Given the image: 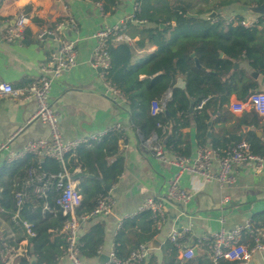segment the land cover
Listing matches in <instances>:
<instances>
[{"label": "trees", "instance_id": "1", "mask_svg": "<svg viewBox=\"0 0 264 264\" xmlns=\"http://www.w3.org/2000/svg\"><path fill=\"white\" fill-rule=\"evenodd\" d=\"M1 1V0H0ZM101 4L103 12H113L116 0H95ZM249 6H260L264 0H236ZM232 0H218L216 7ZM138 10L134 11L133 25L139 34L136 47L157 43L158 50L141 58L132 45L110 41L108 52L110 66L105 79L116 87L127 100L128 114L133 128L142 139L152 136L162 140L164 151L189 154V146L182 134V128L192 119L197 137L208 139L209 113L207 108H220L228 103L234 94L238 100H245L250 91L255 90L256 81L252 73L239 64L246 61L252 71L264 74V14L251 27L238 25L241 16L213 18L201 16L200 10L192 11L188 3L176 0H138ZM194 12L196 16H188ZM134 22L128 21L126 29ZM151 23L152 26H146ZM197 62V63H196ZM235 64L237 66H235ZM143 74V78L139 76ZM180 78L184 86H175ZM170 92V96L165 95ZM204 104L197 108L203 98ZM190 100L193 107L188 112ZM163 103L161 113H151V102ZM247 123L245 117L241 119ZM122 132L109 130L97 141L84 143L63 158V166L58 161L46 158L38 162L32 155L20 160L4 161L0 166V219L14 232V240L0 232V258L11 245H16L23 236L22 221L31 224L33 236L27 237L29 264H58L66 253V239L60 229L68 217L60 212L43 210L46 203L53 206L54 193L40 198L25 185L26 173L30 167L57 172L62 168L68 174L81 171L92 177L80 181L76 188L81 194L77 215L88 214L96 204L99 195L109 193V188L117 181L123 170V157L118 150ZM241 139L246 140L253 153L264 154V143L257 139L253 131L232 137L223 142L210 137L211 146L223 149L226 145ZM199 143H203L201 140ZM220 143V144H218ZM43 163V164H42ZM102 181V183L100 182ZM24 193L21 204L16 205L15 193ZM18 209L19 219L15 223L13 214ZM250 219L264 226V212ZM151 213L144 211L124 218L113 238V251L119 258H125L141 243H149L158 233ZM104 225L95 222L78 237L82 257L98 255L103 244ZM160 262L150 253L140 263L132 264H188V260L177 258L178 248L166 241L162 246ZM24 258H16L12 264H25ZM223 261L221 264H227Z\"/></svg>", "mask_w": 264, "mask_h": 264}, {"label": "crops", "instance_id": "2", "mask_svg": "<svg viewBox=\"0 0 264 264\" xmlns=\"http://www.w3.org/2000/svg\"><path fill=\"white\" fill-rule=\"evenodd\" d=\"M137 1L116 0L113 12H102L95 0H1L0 33L7 22L11 23L20 16L25 19L26 25L22 40L4 42L0 39V81L15 87L32 82L38 75L39 63L56 47V42L51 38L37 41L34 36L36 30L39 27L53 26L62 17L70 15L75 26L64 27L61 33L74 39L77 62L53 81L48 95L50 105L58 114L59 131L65 139L93 133H103V136L115 125H118L119 131L122 132L118 150L123 157V170L109 188V194L114 201L112 210L108 215L90 216L79 222L78 237L95 222H102L104 225V239L98 255L82 257V263L100 264L99 255H108L113 248L118 224L133 213L146 197H153L162 200L164 221L154 237L158 246L152 248L151 241L147 243L151 248L150 253L160 262L163 257L162 246L168 241L170 231L186 227L187 231L181 239V249L187 246L194 248L193 257L186 259L188 264H211L207 249L197 242L198 238L216 232L221 227L231 228L264 212V168L256 172L252 165L243 163L235 167V181L228 186L220 185L216 181H204L199 175L185 171L179 175V184L191 193L190 200L182 204L164 199L168 181L176 174L177 168L153 156L147 141L141 138L130 122L127 100L114 99L112 94L106 91L105 79L100 71L90 64L95 46L94 32L104 23H114L131 13ZM176 1L188 3L192 11L200 10L201 16L215 12V15L227 19L241 16L244 20L257 21L261 15L257 6L245 5L236 0L219 7H216L218 0ZM134 24L135 22L126 29L128 40L113 42L132 45L141 58L155 53L159 48L157 43L136 47L139 34ZM146 26L152 24L146 23ZM239 65L248 72H253L246 61ZM143 76L141 74L139 78ZM252 77L257 83L255 90L264 91V74H252ZM235 100L238 98L231 94L228 103L222 107L207 108L210 124L208 139L204 141L197 137L195 125L189 118L187 126L182 128L183 137L189 146L187 156L195 155L200 140L211 145L210 137L221 143L247 131H253L257 139L264 143V118L250 106L241 114L231 112L229 104ZM35 108V101L31 98L0 99V144L7 145L6 149L0 151V166L9 151L20 149L28 140L47 136L46 124L38 119L30 120ZM243 117L247 123L241 121ZM85 179L79 178L75 181L76 185ZM225 196L228 197L226 201ZM0 225V232H7L9 227L1 219ZM177 258L183 261L179 254ZM58 264H69L65 254ZM245 264H264V251L254 254Z\"/></svg>", "mask_w": 264, "mask_h": 264}, {"label": "built area", "instance_id": "3", "mask_svg": "<svg viewBox=\"0 0 264 264\" xmlns=\"http://www.w3.org/2000/svg\"><path fill=\"white\" fill-rule=\"evenodd\" d=\"M102 11L100 3H96ZM138 10V3L135 4L131 13L118 19L114 23H104L94 34L95 46L92 52L90 64L98 69L105 79L106 71L110 66V55L108 52L110 41H126V23L128 21L137 22L134 19V11ZM103 12V11H102ZM256 21L244 20L236 21L238 25L251 27ZM25 19L20 16L12 23L7 22L0 33V39L4 42L20 41L24 37ZM75 22L70 15L62 17L53 26L39 27L35 32V39L42 42L45 38H51L56 42V47L48 56L39 63L38 75L30 83L15 87L10 83L0 81V99L13 97L17 99H33L36 108L30 120L38 119L48 127V134L33 140H28L18 149L9 151L5 161L10 162L20 160L26 155L34 156L38 162H43L46 158H51L63 166V158L69 152L75 150L84 143L97 140L103 133H93L89 135L77 136L70 139L62 137L58 127V114L49 103L48 95L53 81L65 70L70 69L77 62V48L74 39L62 35L64 27L74 28ZM106 91L112 94L114 99H126L122 93L105 79ZM170 96L168 92L164 99ZM208 97L203 98L197 105L200 108ZM250 106L264 118V91L252 90L245 100H235L229 104V109L233 113L241 114L246 107ZM164 110L163 103L151 102V113L157 114ZM109 130H120L118 125ZM150 152L159 161L168 163L177 168L176 174L169 179L167 191L164 199L171 203H187L191 198V193L186 191L179 184V175L183 172L197 174L204 181H216L220 185H232L235 181V167L243 163L252 165L254 171L260 172L264 168V154L253 153L250 144L241 139L226 145L223 149L214 148L205 143L196 146L193 157L183 156L177 152L167 154L162 145V140L152 136L146 139ZM6 143L0 144V151L6 149ZM215 167V168H213ZM69 174L63 168L57 172L44 171L38 167H30L26 173L25 185L31 186L33 192L40 198H46L49 192L54 193L53 206L46 203L42 209L52 213L60 212L68 219L60 229L65 235L67 247L65 256L69 264H83L81 251L78 243V228L80 220L90 216H105L112 210L114 203L112 196L101 194L96 200L93 209L86 215H77L76 209L81 202V194L76 188V183L68 178ZM24 193H15L16 205L20 206ZM228 197H224V201ZM149 211L158 229L164 221V207L162 200L146 197L129 216ZM18 209L13 214L12 220L16 223ZM222 222L223 219L221 218ZM120 223L118 224L119 227ZM24 234L17 241L16 245L9 246L0 258V264H12L16 258H24L25 264H29L27 237L33 236L34 231L31 224L22 221ZM187 231L186 227L180 230L173 229L168 234L171 241L179 251V258L186 260L194 255L192 246L183 247L181 239ZM6 236L14 240V232L7 230ZM207 249L208 258L211 264H245L250 261L254 254L264 251V226L248 218L243 223L231 228L221 227L216 232L203 235L198 238ZM151 248L147 243L139 244L127 257L119 258L115 255L113 248L108 254V259L101 264H132L145 261L150 255Z\"/></svg>", "mask_w": 264, "mask_h": 264}, {"label": "water", "instance_id": "4", "mask_svg": "<svg viewBox=\"0 0 264 264\" xmlns=\"http://www.w3.org/2000/svg\"><path fill=\"white\" fill-rule=\"evenodd\" d=\"M257 11H259L261 14H264V4H262L260 6H257ZM215 14H216L215 12H210V13L206 14L205 17L206 18H213L215 16ZM188 16H196V14L188 13ZM235 66H237V65L235 64ZM252 74L254 76H256L257 73L253 71ZM174 85L175 86H178V87H183L184 86V83H183V81L180 78H178L176 80V82H175ZM192 107H193V101L190 100L189 107H188V112H190L192 110ZM208 124H210V123L208 122ZM82 177H84V178H90V177H92V175L91 174H88V173L81 172V171H76L75 173L69 174V176H68V178L71 181H73V182H75L76 180H78L79 178H82ZM100 182L102 183L101 180H100ZM104 188L107 189V190H109V187L106 186V185L104 186ZM157 244H158V242L156 241V239H152L151 240V243H150V246L152 248H154V247H157L158 246ZM107 259H108V255H106V254H100L99 255V263L100 264L101 263H104L105 261H107Z\"/></svg>", "mask_w": 264, "mask_h": 264}, {"label": "rangeland", "instance_id": "5", "mask_svg": "<svg viewBox=\"0 0 264 264\" xmlns=\"http://www.w3.org/2000/svg\"><path fill=\"white\" fill-rule=\"evenodd\" d=\"M0 228H1V225H0Z\"/></svg>", "mask_w": 264, "mask_h": 264}]
</instances>
